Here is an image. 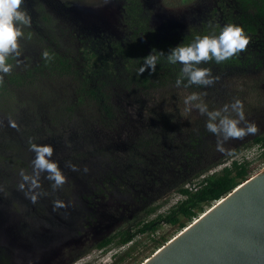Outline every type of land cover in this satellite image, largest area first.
<instances>
[{"label": "rangeland", "instance_id": "obj_1", "mask_svg": "<svg viewBox=\"0 0 264 264\" xmlns=\"http://www.w3.org/2000/svg\"><path fill=\"white\" fill-rule=\"evenodd\" d=\"M219 1L141 0V15L146 17V30L163 40L206 22L224 26L231 23L230 13L234 18L240 15V7L232 0L225 8ZM123 5L124 0H24L22 9L31 23L19 25V55L6 58L10 72L39 65L47 49L77 63L84 46L110 50L113 42L128 41L133 30ZM42 10L50 15V24L42 21ZM247 47L264 61V28L249 38ZM227 62L221 63L223 68H208L218 77L211 86L188 82L177 87L169 81L144 89L121 82L117 60L116 72L98 77L109 101L102 106L87 100L75 104V79L48 69L17 83L2 84L0 264H140L180 228L160 223L154 237L141 235L126 245L105 249L93 245L142 209L159 204L149 217L154 218L184 199L175 191L183 179L196 169L227 160L229 155L217 151L218 140L226 152L242 148L233 158L252 161L251 175L260 170L264 162L252 141L264 132V66L256 68L248 62L224 67ZM193 93L198 99L185 104ZM235 99L242 102L245 120L254 122L258 132L225 141L205 125L210 113H220L212 121L217 125L222 117L238 118L231 108ZM109 104L113 106L110 111L105 106ZM197 105L206 108L204 114ZM31 144L54 148L51 159L66 177L62 187L54 190L46 172L36 176ZM225 164H216L200 177ZM21 170L36 178L40 187L33 188L31 179L25 181ZM196 185V181L186 184ZM31 196L37 197L35 202ZM56 201L64 206L54 210ZM181 219L187 225L193 221ZM87 248L91 250L79 256Z\"/></svg>", "mask_w": 264, "mask_h": 264}, {"label": "trees", "instance_id": "obj_2", "mask_svg": "<svg viewBox=\"0 0 264 264\" xmlns=\"http://www.w3.org/2000/svg\"><path fill=\"white\" fill-rule=\"evenodd\" d=\"M228 0H220V6L225 8ZM235 5H238L241 10L240 15L235 18L232 13L227 19L230 24L239 25L243 28L244 34L248 38H252L263 30L264 28V0H232ZM141 0H124L123 12L127 20V24L132 29L131 37L125 42H113L110 50H96L90 46H84L81 50L82 60L77 62L74 58L68 55H62L50 49L44 52L48 53V58L44 56L39 65L27 69L24 72L11 71L2 77L0 80V87L4 83L20 82L26 77L48 69L49 73L58 75L72 76L77 84L76 101L87 100L89 102L97 103L99 105L103 102H109L106 92L102 88L101 81L98 77L103 74H112L118 70L117 60L121 67L122 79L121 82L127 87L137 85L144 89L154 87L162 82L181 80L182 83H188V77L182 72L183 65L171 64L167 60L172 48L177 46H187L194 42L196 37H203L205 35H218L223 26L218 22H206L200 28H192L188 32L180 34L176 37L167 39H157L155 35L146 30V17L141 15ZM231 11H233L231 9ZM41 19L44 23L50 24L48 21L50 15L45 11H41ZM55 28V26H54ZM57 27L54 29L57 31ZM163 52L156 65V71L151 73L146 70L140 74L139 69L143 63V58L150 53ZM255 54L257 52H254ZM258 55V54H257ZM224 67L230 66L234 63L239 65H247L248 62H253L256 68L264 66V61L248 49L233 56ZM78 64V65H77ZM212 65L223 68V64H217L214 60H210L194 67L209 68ZM195 85V84H194ZM98 101V102H96ZM102 106V105H101ZM109 111L113 107L112 104L105 105ZM104 107V106H103ZM252 145L258 149V157L264 162V132L256 135L253 138ZM242 151V148H237L232 155H229L227 160L232 159L234 155ZM226 161H219L212 163L204 168L196 169L190 176L183 179L176 187V192L184 196L176 205H174L166 213L158 214L154 218H149L151 214L155 213L159 204L150 205L142 209L139 215L133 217L131 220L122 224L113 234L103 237L100 241L93 245L94 248L105 249L110 245L123 246L131 243L136 237L141 235L155 236L159 229V224H168L177 226L182 230L186 227V222L181 219L184 217L186 221L196 219L201 212L205 211V207H211L217 200L228 194L231 190L237 187L242 181L251 175L250 165L252 161L246 159L233 158L228 164ZM216 164L222 165L221 169L214 171L200 177L207 172L208 169L214 167ZM194 187L186 186V184L194 183ZM154 239V238H153ZM92 247V246H91ZM90 249L83 250L79 256H83Z\"/></svg>", "mask_w": 264, "mask_h": 264}, {"label": "clouds", "instance_id": "obj_3", "mask_svg": "<svg viewBox=\"0 0 264 264\" xmlns=\"http://www.w3.org/2000/svg\"><path fill=\"white\" fill-rule=\"evenodd\" d=\"M24 0H0V72L5 74L10 72L11 65L6 63V58L12 53L19 55V43L18 39L22 35L19 25H29L31 23V17L26 11L22 9ZM249 43V38L244 34V30L241 26L235 24H226L223 26L218 35H205L203 37H196L194 42L187 46H177L172 48L167 60L171 64L183 65L182 72L187 75L190 84L196 85H213L218 77H213L211 70L208 68L194 67V65H200L202 62L206 63L210 60H214L217 64L229 60L233 56L246 50ZM163 52L156 53L153 50L148 56L143 58V63L139 69L140 74H143L146 70H150L151 73L156 71V65ZM43 56L48 58V53L44 52ZM2 80V77H0ZM181 85V80H176V86ZM198 99V96L193 93L191 96L186 97L185 104H188L191 100ZM201 114L206 111L205 107L197 105ZM232 111L238 118H230L228 116L222 117L219 121V125L212 121L220 115L219 112L210 113V120L205 125L207 131L216 134L223 135V139L237 140L243 139L249 135H255L258 132V127L254 122L245 120L243 111V104L239 99H235L231 104ZM228 106H225L227 111ZM245 123L244 127H240L241 122ZM15 127V124L12 125ZM31 151L35 152V159L32 161L36 176L38 177L41 172H46L47 179L53 181V189L62 187L66 182V177L62 174L57 162L53 161L51 157L54 154V148L51 145H30ZM217 151L222 154L232 155L230 152H226L224 148L220 146V141H217ZM73 170L75 167L73 166ZM21 176L25 181L31 179V186L33 188L40 187L36 178H30L24 174L21 170ZM20 188L23 189L24 185L21 184ZM27 195V194H26ZM33 202L36 201V196H31ZM64 205L56 201L54 203V210Z\"/></svg>", "mask_w": 264, "mask_h": 264}, {"label": "water", "instance_id": "obj_4", "mask_svg": "<svg viewBox=\"0 0 264 264\" xmlns=\"http://www.w3.org/2000/svg\"><path fill=\"white\" fill-rule=\"evenodd\" d=\"M140 264H264V166Z\"/></svg>", "mask_w": 264, "mask_h": 264}]
</instances>
